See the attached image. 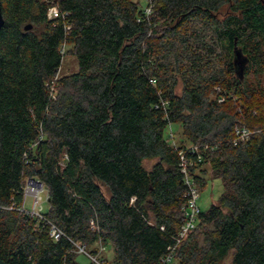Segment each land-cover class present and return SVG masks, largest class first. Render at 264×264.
<instances>
[{
  "label": "trees",
  "instance_id": "trees-1",
  "mask_svg": "<svg viewBox=\"0 0 264 264\" xmlns=\"http://www.w3.org/2000/svg\"><path fill=\"white\" fill-rule=\"evenodd\" d=\"M1 3L0 259L78 264L76 243L101 241L110 264H157L184 221L179 152L208 144L189 172L202 190L209 165L223 192L174 264H264V0ZM65 54L78 70L58 76ZM238 125L253 133L235 144ZM27 178L48 190L46 220L18 209Z\"/></svg>",
  "mask_w": 264,
  "mask_h": 264
},
{
  "label": "built area",
  "instance_id": "built-area-1",
  "mask_svg": "<svg viewBox=\"0 0 264 264\" xmlns=\"http://www.w3.org/2000/svg\"><path fill=\"white\" fill-rule=\"evenodd\" d=\"M147 12L148 13L150 12L149 7H147ZM59 15H60V11L58 6L54 5L50 7L48 11V16L50 18H56ZM252 133L253 131L247 126H241V125L236 126L234 130V143L236 144L239 141L248 140ZM169 135L171 137V140L175 144L174 141L175 133L172 127H170L169 129ZM208 147H209L208 144H206L205 146H200L199 144H192L186 148L187 150H181L179 152L181 171L184 175L185 183L188 186V193H187L188 200L186 205L183 207L184 221L179 229L175 244L168 248V252L159 260L157 264H174L175 252L177 247L186 237H188L190 232H192L198 224L199 215L201 212V208L198 204L201 188L190 174L189 169L190 166L202 161L203 155L201 149L202 148L207 149ZM188 152H191L193 155H195L196 158L193 160L188 158ZM44 190H45V185L38 178H27L23 189V202L21 206L18 207V209L22 211H27L31 215L39 218L40 220H46L45 213L47 209H45L43 206ZM28 197L32 198L33 201L32 209H29L26 205V200ZM47 198L49 201L48 196ZM47 222L50 227L51 237L54 240L60 239L64 235L63 230L56 223H53L49 220ZM91 225L92 227H94L93 221H91ZM98 245L101 248H104L101 241L98 242ZM76 246H77V251L79 253L87 254L93 264H107L104 258L99 254V250L97 253H93L90 250H88L85 246L79 245L77 243Z\"/></svg>",
  "mask_w": 264,
  "mask_h": 264
},
{
  "label": "rangeland",
  "instance_id": "rangeland-1",
  "mask_svg": "<svg viewBox=\"0 0 264 264\" xmlns=\"http://www.w3.org/2000/svg\"><path fill=\"white\" fill-rule=\"evenodd\" d=\"M138 1L143 6H146V4L148 3V0H138ZM65 49H66V47H65ZM77 70H78V61H77L76 57L73 55H70V54H65L61 69L58 73V76L71 74ZM177 91L178 92L181 91V85L178 86ZM170 127H172V129L175 133V138H174L175 144H178L180 137H182V130L179 127V125H173ZM156 161H157V159H146V160H144V165L147 169H150ZM206 168L208 169L207 174L205 175V177L207 179V185L204 188H202V190L200 189L201 190L200 191V198L198 201V204H199L202 211H206L212 204L217 203L220 195L223 192L222 180L220 178H214L213 177V174L210 170L209 165H206ZM43 193H44V195H43V206L45 209H48L49 201L47 198L48 190H47L46 186H45V190L43 191ZM26 205L29 209H32L33 201H32L31 197L27 198ZM96 245L98 246L99 254L103 258L107 259V261H106L107 264H110L112 262V260L114 259V250H113L112 245H110V244H108L107 246L103 245L104 248H101L98 245V243H96ZM231 260H232V256L229 255V257H227V259L222 264H230ZM77 262H78V264H90L91 259L85 253H79L77 255Z\"/></svg>",
  "mask_w": 264,
  "mask_h": 264
},
{
  "label": "water",
  "instance_id": "water-1",
  "mask_svg": "<svg viewBox=\"0 0 264 264\" xmlns=\"http://www.w3.org/2000/svg\"><path fill=\"white\" fill-rule=\"evenodd\" d=\"M4 22H5V19H4V16H3V12H2V3H1V0H0V31L4 25ZM32 27L31 24H28L25 28L26 29H30ZM235 60H236V63H237V66L240 68V73L242 74L243 73V64H244V59H243V56H242V51L241 49L235 47ZM0 264H7L5 261H3L2 259H0Z\"/></svg>",
  "mask_w": 264,
  "mask_h": 264
}]
</instances>
